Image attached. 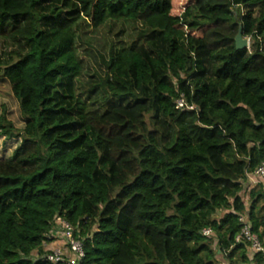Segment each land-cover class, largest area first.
<instances>
[{"label": "trees", "instance_id": "1", "mask_svg": "<svg viewBox=\"0 0 264 264\" xmlns=\"http://www.w3.org/2000/svg\"><path fill=\"white\" fill-rule=\"evenodd\" d=\"M175 1L0 0V79L25 123L0 114L20 140L0 160V264H53L59 218L81 264H262L235 239L246 217L264 247L262 189L246 185L264 162V0ZM120 22L137 40L100 56L92 110L77 44Z\"/></svg>", "mask_w": 264, "mask_h": 264}, {"label": "rangeland", "instance_id": "2", "mask_svg": "<svg viewBox=\"0 0 264 264\" xmlns=\"http://www.w3.org/2000/svg\"><path fill=\"white\" fill-rule=\"evenodd\" d=\"M189 2L190 0H176L174 3L175 12L178 14ZM249 10V8H244L243 13L246 14ZM139 30L140 26L134 23L120 22L109 24L99 31L86 29L83 35H81L77 45L78 51L81 53L80 58L83 61V70L76 83L77 95L81 96L92 110H102L99 107V95L88 93L90 85L92 84L91 77L96 78L101 73L100 56L107 55L113 43L119 48L134 44L137 40ZM247 40L250 42L249 39ZM11 50V46L0 39V57L6 56ZM4 110L6 111L8 120L13 123L14 127L22 130L25 123L19 104L12 93L9 83L0 79V114ZM19 143L20 140L17 139L6 140L4 137H0V160L10 158ZM246 199L248 200V196ZM222 264L227 263L222 262Z\"/></svg>", "mask_w": 264, "mask_h": 264}, {"label": "built area", "instance_id": "3", "mask_svg": "<svg viewBox=\"0 0 264 264\" xmlns=\"http://www.w3.org/2000/svg\"><path fill=\"white\" fill-rule=\"evenodd\" d=\"M147 1V0H145ZM178 108H184L183 100L178 101ZM188 109L192 110L193 107ZM252 177L256 181V185H260L264 199V162L258 167ZM239 222L242 225L240 234L236 237L235 242L249 243V250L254 254H263L264 247L262 246L258 236L251 231L250 225L246 217H240ZM57 230L53 232L54 241L45 245V251L49 252L46 256L47 261L53 264H81L84 258L83 243L81 240L74 237V228L65 220L57 219ZM203 235L209 237L211 230L203 231ZM49 246V248H48ZM264 264V258L263 262Z\"/></svg>", "mask_w": 264, "mask_h": 264}, {"label": "water", "instance_id": "4", "mask_svg": "<svg viewBox=\"0 0 264 264\" xmlns=\"http://www.w3.org/2000/svg\"><path fill=\"white\" fill-rule=\"evenodd\" d=\"M236 49L237 50H244V49H248L250 42L245 39L242 35V31H239V34L236 37Z\"/></svg>", "mask_w": 264, "mask_h": 264}, {"label": "crops", "instance_id": "5", "mask_svg": "<svg viewBox=\"0 0 264 264\" xmlns=\"http://www.w3.org/2000/svg\"><path fill=\"white\" fill-rule=\"evenodd\" d=\"M256 181L255 179H253L252 177L248 178V182H247V186L250 187V188H254L256 186ZM49 248V246H48Z\"/></svg>", "mask_w": 264, "mask_h": 264}]
</instances>
